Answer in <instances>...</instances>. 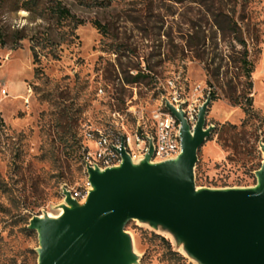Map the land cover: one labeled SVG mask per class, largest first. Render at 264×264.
Instances as JSON below:
<instances>
[{
	"label": "rangeland",
	"instance_id": "374dc122",
	"mask_svg": "<svg viewBox=\"0 0 264 264\" xmlns=\"http://www.w3.org/2000/svg\"><path fill=\"white\" fill-rule=\"evenodd\" d=\"M219 12L241 29H215ZM235 37L252 64L249 112L226 97L245 91ZM209 91L195 187H251L264 146V0H0V264H36L28 220L55 218L64 191L87 193L83 155L99 132L149 135L166 101L197 113ZM124 232L137 264H194L162 231L131 221Z\"/></svg>",
	"mask_w": 264,
	"mask_h": 264
},
{
	"label": "water",
	"instance_id": "95a60500",
	"mask_svg": "<svg viewBox=\"0 0 264 264\" xmlns=\"http://www.w3.org/2000/svg\"><path fill=\"white\" fill-rule=\"evenodd\" d=\"M209 102L207 94L192 127L181 106L164 103L179 124L175 158L151 162L148 139L147 153L134 164L121 139L118 165H85L89 189L82 201L64 191L55 218L28 220L26 229L37 238L36 264H137L124 232L131 221L168 234L194 264H264V146L253 186L195 187L196 154L213 130L204 124Z\"/></svg>",
	"mask_w": 264,
	"mask_h": 264
},
{
	"label": "built area",
	"instance_id": "2783aa9c",
	"mask_svg": "<svg viewBox=\"0 0 264 264\" xmlns=\"http://www.w3.org/2000/svg\"><path fill=\"white\" fill-rule=\"evenodd\" d=\"M4 93V91H3ZM168 102L177 109L175 98ZM183 117L187 124L192 127L195 123L196 113L181 106ZM179 124L175 118L163 107L154 111L151 115V134L144 132L136 133L132 136H123L114 134L110 131L98 133L93 141V151H84L83 164L87 166H96L99 170L118 165L120 158L115 148L119 147L120 141H123V149L131 160H139L148 151V142L150 139L152 145L151 162H163L175 158L180 151L179 147ZM70 197L77 202L82 201L86 194L70 192Z\"/></svg>",
	"mask_w": 264,
	"mask_h": 264
},
{
	"label": "trees",
	"instance_id": "16d2710c",
	"mask_svg": "<svg viewBox=\"0 0 264 264\" xmlns=\"http://www.w3.org/2000/svg\"><path fill=\"white\" fill-rule=\"evenodd\" d=\"M57 14L60 16H69L68 12L59 9L57 11ZM212 23L215 29H218L221 32H224V29L228 32H232L233 34L237 33V29H241L240 26H238V20L234 18L233 16H230L228 14H224L223 12H219L212 16ZM92 26L96 30L102 29V27L97 22H92ZM236 42L242 47L243 51L241 53L240 59L236 61L238 64V73L245 81H244V92L242 94L236 93L235 88L231 87L229 88V91L226 94V97L228 98L229 102L232 105H239L241 107H245L244 110L246 112L250 111V98L248 97L250 94L251 89V83H250V74L252 72V64L247 59V50H246V43L241 40L238 37H235ZM137 78V77H136ZM210 101L213 100L215 97L213 91L208 92Z\"/></svg>",
	"mask_w": 264,
	"mask_h": 264
},
{
	"label": "bare ground",
	"instance_id": "6f19581e",
	"mask_svg": "<svg viewBox=\"0 0 264 264\" xmlns=\"http://www.w3.org/2000/svg\"><path fill=\"white\" fill-rule=\"evenodd\" d=\"M133 162H134V164H135V162H136V160H132Z\"/></svg>",
	"mask_w": 264,
	"mask_h": 264
}]
</instances>
